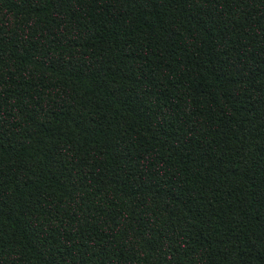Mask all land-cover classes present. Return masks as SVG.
Returning a JSON list of instances; mask_svg holds the SVG:
<instances>
[{"label":"trees","instance_id":"trees-1","mask_svg":"<svg viewBox=\"0 0 264 264\" xmlns=\"http://www.w3.org/2000/svg\"><path fill=\"white\" fill-rule=\"evenodd\" d=\"M0 264H264V0H0Z\"/></svg>","mask_w":264,"mask_h":264}]
</instances>
